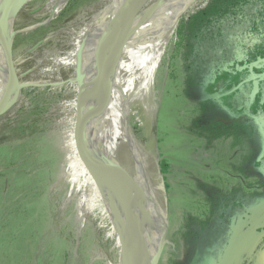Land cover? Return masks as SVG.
Masks as SVG:
<instances>
[{
  "label": "rangeland",
  "instance_id": "374dc122",
  "mask_svg": "<svg viewBox=\"0 0 264 264\" xmlns=\"http://www.w3.org/2000/svg\"><path fill=\"white\" fill-rule=\"evenodd\" d=\"M64 1L28 0L15 17L10 57L21 88L2 107L19 97L0 126L22 124L25 130L19 139L0 138V264H116L119 254L121 235L118 230L111 235L108 198L96 188L98 180L111 190L90 119L93 114L99 124L91 94L97 103L100 97L85 78H75V66H64L80 28L115 0ZM55 19L60 21L42 32ZM171 40L146 96L127 98L134 102L125 124L166 195L167 226L157 264H186L180 236L204 211L198 184L232 180L228 164L238 157L227 143L208 147L191 133L196 103L182 95L180 71L170 76ZM205 95L200 101L217 104L229 118L254 119L264 136V60L224 71ZM250 216L264 233V202ZM243 231L251 228L241 224L223 259L207 264L263 263Z\"/></svg>",
  "mask_w": 264,
  "mask_h": 264
},
{
  "label": "bare ground",
  "instance_id": "6f19581e",
  "mask_svg": "<svg viewBox=\"0 0 264 264\" xmlns=\"http://www.w3.org/2000/svg\"><path fill=\"white\" fill-rule=\"evenodd\" d=\"M27 1L0 0V111L21 88L10 56L15 17ZM148 1L115 0L97 12L80 28L64 64L75 66V78H85L100 97L97 103L90 92L99 121L92 114L94 141L111 177L113 200H107L105 214L111 235L116 230L121 235L116 264H153L164 242L166 195L125 124L134 102L127 98L146 96L179 18L197 0H157L147 6Z\"/></svg>",
  "mask_w": 264,
  "mask_h": 264
},
{
  "label": "trees",
  "instance_id": "16d2710c",
  "mask_svg": "<svg viewBox=\"0 0 264 264\" xmlns=\"http://www.w3.org/2000/svg\"><path fill=\"white\" fill-rule=\"evenodd\" d=\"M79 1L82 0L75 2ZM58 21L46 24L42 32ZM171 38L167 51L173 71L170 76L180 71L182 95L190 103H196L192 104L195 115L191 133L208 147L227 143L230 154L238 157L236 163L228 164L234 172L232 180L213 178L198 184L204 194V211L201 216L192 218L190 227L180 236L188 264L189 257L221 255L231 238V223L262 196L250 191L258 184L256 180L240 181L241 177L249 180V173L260 177L253 166L262 151L257 128L250 121L226 123L215 119L213 116L221 111L208 102H200V98L202 89L220 70L264 59V0H197L181 15ZM18 98L2 110L17 103ZM6 111L0 114V119L9 113ZM24 130L22 124L8 122L0 126V138L7 134L9 139H19L20 131ZM0 177L3 176L0 174Z\"/></svg>",
  "mask_w": 264,
  "mask_h": 264
},
{
  "label": "flooded vegetation",
  "instance_id": "af4514ba",
  "mask_svg": "<svg viewBox=\"0 0 264 264\" xmlns=\"http://www.w3.org/2000/svg\"><path fill=\"white\" fill-rule=\"evenodd\" d=\"M264 60V59H262ZM259 60H257L256 62H258ZM256 62L254 63H250V64H234V65H230L222 70H220V72L215 75L211 81L209 83H207L204 87V89H202V97L200 98V100L205 97V92L207 90H209V88H212V84L214 83L215 80H217V78H219V76L224 72V71H232V70H235V69H239L241 67H250L251 65L255 64ZM200 102H208L209 104L213 105L216 109L220 110L221 112L219 113V115L217 116H213L215 119H218V120H221V121H224L226 123L230 122V121H242V122H251L256 128H257V131L259 133V135L261 136L262 138V144H261V154H260V157L255 161L254 163V168L256 169V172H259V175L260 177H257V176H253L251 173H249L251 176H250V179L248 180H245L241 177L240 181L243 182V181H257L258 184L253 187L251 190L248 188V190H250L251 192L253 191H257L259 193H261V198L258 200V202L255 203L254 206L252 207H249L247 208L243 215L237 217V219L231 223L233 226H232V232H231V238H232V233H235L238 229L241 228V224H247V227L251 228V232L250 233H245L247 236H249V239H248V244H252L250 245L251 248H255L256 249V256H258V259L260 257V254L262 253V255L264 256V233H263V230L262 228L259 226V225H254L251 220V213L252 211L255 210L256 207H259V205H261V203L264 202V136L263 134L261 133L258 125L256 124L255 120L250 118V117H247L246 115H243V114H238V116H234L232 118H229L227 116H225V113L223 111L222 108H220L217 104H214L212 102H209L207 100H204V101H200ZM221 118H224V119H221ZM228 119V120H227ZM257 163H259L262 167H261V170H258L257 168ZM260 181V183H259ZM254 209V210H253ZM255 234V235H253ZM254 236V237H251V236ZM231 238H229V240L227 241V244L226 246L223 248L222 250V253L221 255L217 256L216 258H212L211 256L209 255H198L197 259L195 257L191 258L189 257L188 259V264H207L208 262L210 261H218L220 259H223L225 253H227L230 249V242L231 241ZM254 249V250H255ZM264 264V260H263V263Z\"/></svg>",
  "mask_w": 264,
  "mask_h": 264
},
{
  "label": "water",
  "instance_id": "95a60500",
  "mask_svg": "<svg viewBox=\"0 0 264 264\" xmlns=\"http://www.w3.org/2000/svg\"><path fill=\"white\" fill-rule=\"evenodd\" d=\"M14 15H15V13H14ZM12 69H13V68H12ZM8 108H9V107H7L5 110L0 111V114L3 113L4 111H6ZM90 119H92V116H90ZM96 188H97V189H98V188L101 189L103 195H104L106 198H108L109 200H113V198H111V197H112V193H110L109 189H107V188L105 187L104 184H102V183L100 184L98 180H97ZM114 202H115V203H118V204L120 203V201H118V199H117L116 197L114 198ZM159 256H160V254H159L158 257L155 259V261H154L153 264H157V263H158Z\"/></svg>",
  "mask_w": 264,
  "mask_h": 264
},
{
  "label": "crops",
  "instance_id": "0c3cea01",
  "mask_svg": "<svg viewBox=\"0 0 264 264\" xmlns=\"http://www.w3.org/2000/svg\"><path fill=\"white\" fill-rule=\"evenodd\" d=\"M260 256H263L262 253L260 254ZM262 264V263H261Z\"/></svg>",
  "mask_w": 264,
  "mask_h": 264
}]
</instances>
